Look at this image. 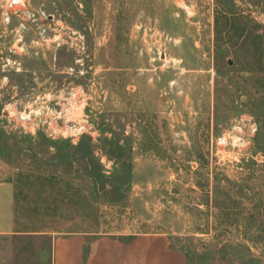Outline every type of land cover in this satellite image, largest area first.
I'll return each instance as SVG.
<instances>
[{"label":"rangeland","instance_id":"1","mask_svg":"<svg viewBox=\"0 0 264 264\" xmlns=\"http://www.w3.org/2000/svg\"><path fill=\"white\" fill-rule=\"evenodd\" d=\"M72 233L264 264V0H0V264Z\"/></svg>","mask_w":264,"mask_h":264},{"label":"crops","instance_id":"2","mask_svg":"<svg viewBox=\"0 0 264 264\" xmlns=\"http://www.w3.org/2000/svg\"><path fill=\"white\" fill-rule=\"evenodd\" d=\"M7 202V196L4 197ZM10 201V200H9ZM50 264H187L162 234L137 235L129 240L112 235L92 239L87 248L79 233L54 237Z\"/></svg>","mask_w":264,"mask_h":264},{"label":"built area","instance_id":"3","mask_svg":"<svg viewBox=\"0 0 264 264\" xmlns=\"http://www.w3.org/2000/svg\"><path fill=\"white\" fill-rule=\"evenodd\" d=\"M23 0H5V4L10 8L21 6Z\"/></svg>","mask_w":264,"mask_h":264}]
</instances>
